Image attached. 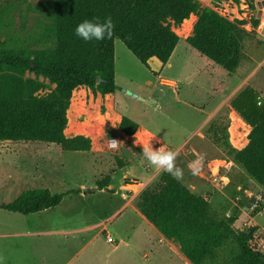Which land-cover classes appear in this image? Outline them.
<instances>
[{"label":"rangeland","instance_id":"374dc122","mask_svg":"<svg viewBox=\"0 0 264 264\" xmlns=\"http://www.w3.org/2000/svg\"><path fill=\"white\" fill-rule=\"evenodd\" d=\"M216 1L199 0L230 20L248 21L245 28L251 33L243 41L244 57L236 71L228 72L186 41L192 25L172 23L180 40L170 64L161 66L153 58L150 69L116 39V92L102 95L86 87L72 92L74 105L65 134L91 138L90 151H65L37 141H0V204L31 188H49L54 193L81 190L66 194L58 206L34 214L0 208V264H43L34 256L42 241L17 234L36 226L73 231L62 240L68 254L50 264H191L179 253L177 243L163 240L146 218L126 205L127 201L134 204L143 189L154 187L162 173L143 158L142 144L177 152L181 181L208 198L214 213L234 218L236 229L257 226L264 230V187L222 145L214 144L207 132L212 124L228 125L239 149L249 142L251 127L237 120L230 102L248 85L264 97V31L252 22L260 0H253L252 8L245 1ZM45 3L0 0L2 10L7 6L0 37L7 31L29 46L35 44L34 37L47 21ZM25 77L45 84L37 94L55 88L48 78L31 72ZM123 116L138 123L134 135L120 130ZM197 155L204 159L193 174L187 165ZM106 174L112 175L111 191L97 188Z\"/></svg>","mask_w":264,"mask_h":264},{"label":"trees","instance_id":"16d2710c","mask_svg":"<svg viewBox=\"0 0 264 264\" xmlns=\"http://www.w3.org/2000/svg\"><path fill=\"white\" fill-rule=\"evenodd\" d=\"M231 1L253 5V0ZM6 8L0 5V26H4ZM45 10L46 24L32 46L7 31L0 37V141H37L59 145L65 151H90L91 138L65 134L67 112L72 92L79 87L102 95L116 92V39L150 69L153 58L165 66L179 43L172 23L192 25L186 41L201 55L234 72L244 57L243 41L251 33L245 28L246 19L230 20L203 7L199 0H46ZM107 16L114 23L110 39L84 42L74 35L83 19ZM252 22L257 27L259 20L254 17ZM26 72L48 78L55 88L37 94L45 84L25 77ZM230 106L242 118L237 116V120L248 129L251 126L248 144L239 149L228 125L212 124L207 132L214 144L222 145L264 187V97L248 85ZM119 128L131 136L139 125L123 116ZM111 180L112 175L106 174L97 188L111 191ZM80 192L29 189L0 208L27 215L56 207L66 194ZM135 206L166 239L178 244L191 264H264V230L257 226L236 229L234 218L214 213L208 198L163 171L154 187L141 191Z\"/></svg>","mask_w":264,"mask_h":264},{"label":"clouds","instance_id":"9594fccd","mask_svg":"<svg viewBox=\"0 0 264 264\" xmlns=\"http://www.w3.org/2000/svg\"><path fill=\"white\" fill-rule=\"evenodd\" d=\"M113 30L114 23L110 16L103 19L92 17L80 21L75 26L74 35L84 42L103 41L112 37ZM142 146L143 158L157 171H163L178 181L182 179L183 170L176 165L177 152L162 150L161 147L154 150L152 145L148 144H142ZM203 159V155H197L188 163L187 167L193 174L198 173Z\"/></svg>","mask_w":264,"mask_h":264},{"label":"crops","instance_id":"0c3cea01","mask_svg":"<svg viewBox=\"0 0 264 264\" xmlns=\"http://www.w3.org/2000/svg\"><path fill=\"white\" fill-rule=\"evenodd\" d=\"M169 62H170V60H169ZM169 62L166 65H169L170 64ZM110 184H111V182H110ZM111 187L112 186H109L110 189H111ZM38 188H40V187H38ZM31 189H35V188H31ZM126 205L131 206L138 215L144 217L140 213V211L136 208L135 203L133 204L132 202L127 201ZM13 213H17V212H13ZM63 228L64 227L60 228V227H51V226H40V227L36 226V227H33V229H28V230L23 231V232L21 231V232H18L17 234L18 235H25L26 234L28 236L33 237L34 239H38V240L42 241L43 246L40 248L39 247L37 248L34 256H35L36 260H42L43 264H50L51 261H57V262L62 261V259L68 254L66 244L62 240L68 238L66 235L68 233L73 232V231L64 230ZM159 235L161 236V238L163 240L170 241V240L166 239L160 232H159ZM117 248H118V246H115L114 250H116ZM179 253L181 254L180 251H179Z\"/></svg>","mask_w":264,"mask_h":264},{"label":"built area","instance_id":"2783aa9c","mask_svg":"<svg viewBox=\"0 0 264 264\" xmlns=\"http://www.w3.org/2000/svg\"><path fill=\"white\" fill-rule=\"evenodd\" d=\"M262 1H264V0L258 1V4L256 5V7L253 10V16L259 20V23H258V26L256 27V29L264 31V4L260 7V4ZM248 6L251 7L253 5L248 3ZM259 12H260V16H258ZM108 241L113 242V239L111 237H109Z\"/></svg>","mask_w":264,"mask_h":264},{"label":"bare ground","instance_id":"6f19581e","mask_svg":"<svg viewBox=\"0 0 264 264\" xmlns=\"http://www.w3.org/2000/svg\"><path fill=\"white\" fill-rule=\"evenodd\" d=\"M79 88H80V87H79ZM82 88H83V87H82ZM85 89H86V88H85ZM75 91H76V90H75ZM73 105H74V97L72 96V98H71V104H70V107H69L68 112H67V116H68V124H67V128H68V125H69V123H70V112H71V110H72ZM67 128L65 129V133H66Z\"/></svg>","mask_w":264,"mask_h":264},{"label":"water","instance_id":"95a60500","mask_svg":"<svg viewBox=\"0 0 264 264\" xmlns=\"http://www.w3.org/2000/svg\"><path fill=\"white\" fill-rule=\"evenodd\" d=\"M263 4H264V1L261 2L260 7H261ZM258 16H260V12L258 13ZM99 80H100V79H99ZM250 127H251V126H250ZM87 190H89V189H84L85 192H86ZM262 203L264 204V201H262Z\"/></svg>","mask_w":264,"mask_h":264}]
</instances>
